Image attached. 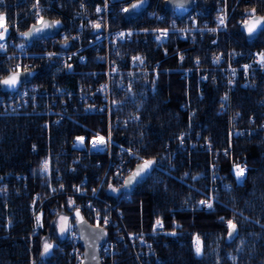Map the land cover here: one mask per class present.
<instances>
[{
  "label": "built area",
  "instance_id": "obj_1",
  "mask_svg": "<svg viewBox=\"0 0 264 264\" xmlns=\"http://www.w3.org/2000/svg\"><path fill=\"white\" fill-rule=\"evenodd\" d=\"M132 0H119L117 9L123 12ZM164 0H150L143 12L149 18L161 20L164 18L158 4ZM37 3V2H36ZM35 3V5H36ZM113 0H101L92 6L87 0H78V5L67 18L54 19L59 21L60 30L55 35L40 36L28 43L20 41L13 35L6 34L0 44L5 45L0 50V56L5 62V70L0 71V79L8 72L27 69L31 78L20 83L16 90H6L0 85V111L16 114L29 112L41 116L42 126L47 130V142L40 148L33 143L30 151L39 154L37 160V177L40 187H31L30 172L15 170L0 166V197L8 195L27 196L30 202L31 232L33 237L40 238L39 248L33 251V243L29 244L32 255L29 264H81L84 249L80 242L76 221L86 218L94 225H100L105 230V239L100 246L103 264H118L121 258L131 255L138 264L153 261L159 264L163 261L158 253V244L166 243L165 237H178L179 223L174 220L169 226L162 221V227L157 220L149 230L143 228L129 229L125 222L124 211L116 199L131 197L125 188V181L138 163L143 160H154L155 165L166 168L171 165L177 152L184 149L197 148L207 152L211 158L217 159L220 149H215L211 137L197 133L187 138L185 132L177 136L175 149L164 146L152 158H146L139 152V147L127 138L120 130L126 128L129 121L136 120L138 115H122L119 103L114 97V88L124 89L130 83L129 76L142 75L146 78L148 89L155 92L158 89L159 77L162 71H170L171 66L162 65L168 58L164 45L173 41V50L177 57V67L174 69L182 77L193 80L197 85L199 95L204 94V83L224 86L223 97L229 96L237 84L249 88H258L264 83V66L260 64V54L264 48L251 53L248 58H241L233 49L212 53L209 64H201L196 58L189 59L188 48L193 46L199 37L208 32H218L228 27L234 10L229 0H217L214 18L208 16L205 6H194L187 9L184 18L171 16L164 26H115L113 25ZM97 8L103 9L97 12ZM186 8V7H180ZM36 22L44 17L41 5L35 7ZM0 13H3L0 10ZM248 12L241 13L242 21L248 19ZM4 14V13H3ZM5 15V14H4ZM226 16L225 24L220 25L218 17ZM180 18V19H179ZM7 20V18H6ZM99 23L100 27H94ZM167 30V35L162 31ZM2 31V29H0ZM121 33L124 34L121 37ZM131 33V35H128ZM67 38V41H65ZM187 44L178 47L177 40ZM215 41V39L213 40ZM152 44L154 49L163 47V55L151 57L143 51L131 52L121 56L122 45ZM96 53V59L102 64L101 69H84L82 66L91 60L90 53ZM161 53V51H160ZM52 54V55H49ZM134 57H141L143 63L134 62ZM219 57V62H214ZM198 61V62H197ZM42 63H49L53 73L48 72L49 81H35L34 76L41 71ZM70 65V67H69ZM245 66H248L245 69ZM73 77H77L74 81ZM63 83L59 84L58 82ZM106 86L104 90H101ZM264 87V86H263ZM258 104L263 107L262 118L253 113L248 123L232 125L229 130V142L237 136L251 137L264 131V96ZM181 107L186 108L182 103ZM225 105L220 106L223 111ZM239 110L232 115L233 121L241 122ZM70 128L71 135L65 143L57 144L51 140L55 127ZM54 128V129H53ZM111 131V144L105 151L93 150L91 139L94 134L108 137ZM85 138L82 146H77V137ZM226 151L225 148L222 149ZM131 151L135 155H129ZM45 161L49 163L47 172H43ZM245 168L243 177L237 178L235 166ZM245 156H238L233 161L228 179L216 161L209 163L208 194L201 197L198 207L206 210L214 208L220 189H230L235 183H242L248 171ZM33 181H35L33 179ZM116 189L117 191H113ZM207 200L212 208L201 205ZM72 201L73 203H69ZM79 211V216L76 212ZM41 217L39 224L36 217ZM51 218L48 219V216ZM68 217L69 230L60 233L61 217ZM219 216L217 219L221 220ZM224 218V217H223ZM53 221L50 228L45 229L47 221ZM227 219L223 225L227 227ZM55 230L52 236L50 229ZM9 232H5L7 235ZM174 233V234H173ZM24 239L25 237L22 236ZM47 241L53 248L47 255H42L44 243Z\"/></svg>",
  "mask_w": 264,
  "mask_h": 264
},
{
  "label": "trees",
  "instance_id": "obj_2",
  "mask_svg": "<svg viewBox=\"0 0 264 264\" xmlns=\"http://www.w3.org/2000/svg\"><path fill=\"white\" fill-rule=\"evenodd\" d=\"M94 6L101 0H87ZM234 5L231 20L226 29L208 32L199 37L188 48L189 59L196 58L201 64H209L212 53L231 48L241 58H248L251 53L264 48V31L249 39L242 29L241 13L256 9V14L264 15V0H229ZM37 0H3L0 10L7 18L8 35L20 41L25 40V33L36 23L35 3ZM44 16L52 19H65L78 5V0H39ZM119 0L113 3L115 26H164L171 16L184 18L187 8L169 10L161 5L164 18L155 20L146 13L125 18L117 9ZM217 0H198L196 6H205L208 16L214 18ZM215 39V41H213ZM178 47L187 42L178 39ZM173 41L164 48L168 58L162 65L171 66L159 77L158 89H148L146 78L142 75L129 76L126 88H114V97L119 103L122 115H138L129 121L120 132L139 147V152L146 158L154 157L166 145L175 149L177 136L185 132L187 138L197 133L202 137L209 135L215 149H220L217 159L197 148L177 152L171 165L166 168L154 165L147 178L141 180L132 190L131 197L116 199L124 211L129 229L149 230L158 219L166 226L176 220L179 223L178 237H165L166 243L158 244V253L163 259L159 264H264V131L251 137H234L229 142V130L232 125L248 123L249 116L258 114L262 118L263 107L258 104L264 96V83L258 88H249L237 84L229 96L223 97L224 86L204 83V94L199 95L193 80L182 77L174 68L177 57ZM163 47L153 48L152 44L140 43L133 46H121V56L131 52L143 51L157 58L163 55ZM161 51V53H160ZM91 60L84 69H101L102 64L96 59V53H90ZM0 71L5 70V62L0 56ZM53 67L42 63L41 71L35 74L36 81H49L48 72ZM77 78V77H76ZM75 77L72 78L74 81ZM63 83L62 81L58 82ZM64 84V83H63ZM185 103L183 109L181 104ZM225 105L223 111L220 106ZM239 110L241 122L233 121L232 115ZM43 118L29 112L9 114L0 111V166L15 170L31 171L30 185L39 184L37 177L38 154L30 151L33 143L43 148L47 142V130L42 126ZM54 129V128H53ZM71 135L70 128L55 127L51 140L58 145L65 143ZM223 148L226 149L223 152ZM238 156H245L248 171L242 183L230 189H220L213 209L198 207L201 197L208 194L207 183L209 163L216 161L219 168L232 180L230 168ZM36 185V189L39 186ZM29 197L8 195L0 197V264H29L31 253L39 248L40 238L30 241L31 221L29 220ZM232 220L237 224L234 238L228 235L229 229L223 220ZM51 218L48 217V219ZM5 232H9L5 235ZM53 235V232H52ZM24 236L25 239L22 237ZM199 237L202 255L195 253L196 238ZM118 264H138L131 256L121 258ZM145 264H156L148 261Z\"/></svg>",
  "mask_w": 264,
  "mask_h": 264
},
{
  "label": "snow or ice",
  "instance_id": "obj_3",
  "mask_svg": "<svg viewBox=\"0 0 264 264\" xmlns=\"http://www.w3.org/2000/svg\"><path fill=\"white\" fill-rule=\"evenodd\" d=\"M3 0H0V3H2ZM146 3V0H140L139 3L133 4L131 6L132 10H138L140 9L144 4ZM39 6V0H37L36 5H34V7H38ZM182 6V5H181ZM103 11V9L101 8H97V12H101ZM123 11L125 12H129V9L125 8L123 9ZM248 15V19L243 21V25L246 28L247 32L251 35L255 32L259 31H264V17H259L256 15V9L253 8L250 12L247 13ZM219 20V24L220 25H224L225 24V20H226V16L225 15H221L220 17H218ZM59 24V21L54 22L52 25L47 24L46 22L44 23V27H54L56 25ZM94 27L99 28L100 24L97 23L94 25ZM0 29H2V31H0V40H4L5 36L8 32V27H7V20H6V16L3 13H0ZM33 32L35 31H42V29H33ZM30 33H22V35L24 36H28ZM121 37L124 36L123 33L120 34ZM128 35H131V33H129ZM162 35H167V30H163L162 31ZM65 41H67V38H65ZM5 48V45L0 44V50H3ZM52 55V54H49ZM219 57L216 58V60L214 62H219ZM134 62L139 61V63H143V59L141 57H134L133 58ZM198 62V61H197ZM260 64L262 66H264V53L260 54ZM70 67V65H69ZM248 66H245V69H247ZM20 68L19 65H17V70H14L12 72H10L5 78L0 79V85L6 86L8 89L10 90H16L18 84L21 82V72L18 70ZM25 71H27V69H25ZM104 88H106V86H103L101 90H104ZM77 142L78 145L77 146H82L84 144L85 138L83 136L77 137ZM91 143V147L93 150H97V151H105L108 147V145L111 144V131H109L108 137L107 139L104 136H101L99 134H94L93 138L90 141ZM129 155H135V153H132L131 151L128 152ZM156 161L154 160H143L140 164L137 165L136 170L133 171L131 173V175L128 177V179L125 181V186H131L133 183L138 182L139 179H142L145 175H147L152 169L153 166L155 165ZM49 169V163L48 161H45L43 166H42V171L43 172H47ZM235 173L236 176L239 180V178L243 177L245 174V168L240 167L239 165L235 166ZM113 191H117L116 189H112ZM70 204L73 203L72 201L69 202ZM201 205H206L208 208H212V203L207 201V200H202L200 201ZM76 215L79 216V211L76 212ZM224 218L221 217V220H223ZM37 223L39 224L41 217L38 215L36 217ZM82 220V218H81ZM68 221V217H61V226H60V233L63 235L64 233H66L69 230V225L67 223ZM157 225L162 227V221L157 220ZM227 227L229 229L228 235L230 238H234L235 235L237 234V224L234 223L232 220H228L227 221ZM174 234V233H173ZM53 248V245L51 243H48L47 241H45L44 243V250L42 255H47L50 250ZM195 253L197 256L202 255V246L199 240V237L196 238V247H195Z\"/></svg>",
  "mask_w": 264,
  "mask_h": 264
},
{
  "label": "water",
  "instance_id": "obj_4",
  "mask_svg": "<svg viewBox=\"0 0 264 264\" xmlns=\"http://www.w3.org/2000/svg\"><path fill=\"white\" fill-rule=\"evenodd\" d=\"M113 1H116V0H113ZM139 2H140V0H132L130 2V4L127 6V9H129V12L124 11L125 18H131V17H136V16L141 15L145 11L147 6L149 5L150 0H146V3L140 9L133 11L131 6L133 4H136ZM194 2H195V0H165V7L167 9H174L177 6H181V5L184 7H192L195 4ZM256 15L259 17H264V15H260V14H256ZM45 22L49 25H52L55 21H54V19L45 16L41 21L34 23L29 29H27L25 31V33H30L28 36H25L26 40L31 41L32 39H34L36 37L51 36V35H55L56 33L59 32L60 27L58 25H56L54 27L45 28L44 27ZM34 28L35 29H42V31L33 32L32 30ZM242 29L249 39L255 38L258 35V33L260 32L258 30L257 32L250 35L247 32L246 28L244 27L243 23H242ZM20 72H21V82L31 78V75H30L28 70L27 71L22 70ZM8 74H6L4 76V78ZM20 83L18 84V86L20 85ZM3 87L6 90H10L6 86H3ZM138 164H140V163H138ZM137 165L135 166L133 171L136 170ZM131 173L128 175V177L131 175ZM149 174H150V172L147 175H145L142 179H139L138 182H135L131 186H128V187L125 186V188H127L129 190L133 189L141 180L147 178L149 176ZM128 177L126 178V180L128 179ZM77 227H78L79 232H80L81 243L84 246V261L82 262V264H101L99 244L103 241V239L105 237L104 228L102 226H99V225L91 224L87 219H82V220L78 221Z\"/></svg>",
  "mask_w": 264,
  "mask_h": 264
},
{
  "label": "bare ground",
  "instance_id": "obj_5",
  "mask_svg": "<svg viewBox=\"0 0 264 264\" xmlns=\"http://www.w3.org/2000/svg\"><path fill=\"white\" fill-rule=\"evenodd\" d=\"M198 2V0H195V2L194 3H197ZM40 4V3H39ZM164 5V7H165V0H164V2H162V3H159L158 4V6H159V9H161L160 7H161V5ZM41 5V4H40ZM166 8V7H165ZM180 7H176V8H174V9H169V10H177V9H179ZM167 9V8H166ZM162 14H163V12H161ZM176 16V15H175ZM176 18H178V16L176 17ZM180 19V18H179ZM34 184H37V183H35V181L33 182V185H31V187H36V185H34ZM37 186H39L40 187V183L39 184H37ZM132 190V189H131ZM128 191H130L129 189H128ZM29 201L31 202V200L29 199ZM29 202V203H30ZM29 217H30V213H29ZM49 217V216H48ZM82 219H86V218H82ZM81 220V218L80 219H78L77 221H76V227H77V222L78 221H80ZM52 224H53V221H50L49 222V220L47 221V223H46V225H45V229L44 230H46L47 228H50L51 226H52ZM77 229H78V227H77ZM78 231H79V229H78ZM52 232H53V235H52ZM50 233H51V235L52 236H54L55 235V230L53 229V228H51L50 229ZM79 235H80V232H79ZM104 239H105V237H104ZM104 239H103V241H104ZM102 241V242H103ZM80 242H81V237H80ZM102 242L99 244V252H100V246H101V244H102ZM82 244V243H81ZM82 246H83V244H82ZM83 249H84V246H83ZM100 260H101V255H100ZM83 261H84V258H83ZM82 261V262H83ZM82 264V263H81ZM101 264H103L102 263V260H101Z\"/></svg>",
  "mask_w": 264,
  "mask_h": 264
}]
</instances>
